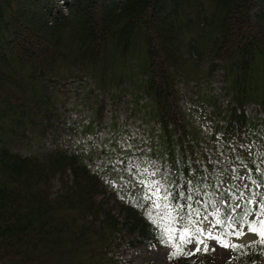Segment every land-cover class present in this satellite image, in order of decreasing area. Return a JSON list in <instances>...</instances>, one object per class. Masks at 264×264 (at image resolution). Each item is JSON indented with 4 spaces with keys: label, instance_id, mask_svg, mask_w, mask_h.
<instances>
[{
    "label": "trees",
    "instance_id": "16d2710c",
    "mask_svg": "<svg viewBox=\"0 0 264 264\" xmlns=\"http://www.w3.org/2000/svg\"><path fill=\"white\" fill-rule=\"evenodd\" d=\"M62 1L64 15L54 0H0V264H131L129 250L168 248L145 215L143 186H118L133 176L123 171L131 162L167 170L181 158L202 161L212 195L200 196L193 224L212 212L210 199L264 170V0ZM27 15L45 17L46 33L25 32ZM166 35L174 46H157ZM75 82L95 106L84 120L79 111L64 120L76 107ZM105 92L147 110L150 137L139 154L118 146L115 121L104 122ZM79 120L83 134L111 133L101 166L94 150L68 146ZM244 246L221 264H264V246ZM198 259L175 264H220L211 249Z\"/></svg>",
    "mask_w": 264,
    "mask_h": 264
},
{
    "label": "snow or ice",
    "instance_id": "6c2138e0",
    "mask_svg": "<svg viewBox=\"0 0 264 264\" xmlns=\"http://www.w3.org/2000/svg\"><path fill=\"white\" fill-rule=\"evenodd\" d=\"M202 169V161H192L190 158L174 161L167 170L154 160L142 164L133 162L129 168L123 169L124 172L133 173L137 181L134 187L143 186L141 199L151 201L145 215L156 229L154 235L159 244L171 249L168 258L171 260L178 256L191 255L197 250L209 251V241H215V244L230 248L235 253L237 249L245 246L231 237L243 235L245 226L247 231L257 235L256 240L248 242L249 245L254 249L257 245L264 246V170L254 169L258 179L249 177L245 187L237 186L235 191L232 187L225 188L223 197L207 202L212 212H205L204 219L207 220L208 215H213L214 223L218 227H212L210 221L209 230L205 231L199 226V221L193 224L191 219L201 214L200 196L212 195L206 191L209 176ZM187 171L193 173L192 179L185 175ZM120 180L124 182L125 188L131 183V180L123 175L120 176ZM230 181L235 185V178H230ZM106 182L109 181L106 179ZM110 183L117 187L116 180ZM219 186L220 181L216 180L214 187L218 189ZM230 199L237 203L228 204ZM185 219L189 226H184ZM193 242L196 248L187 250L185 246ZM261 251H264V248ZM233 258L230 256L229 260Z\"/></svg>",
    "mask_w": 264,
    "mask_h": 264
},
{
    "label": "rangeland",
    "instance_id": "374dc122",
    "mask_svg": "<svg viewBox=\"0 0 264 264\" xmlns=\"http://www.w3.org/2000/svg\"><path fill=\"white\" fill-rule=\"evenodd\" d=\"M54 1L56 2V4L59 5L58 8L60 11L63 12V15L67 13L66 8L64 9L66 5L64 6L62 0H54ZM92 16H94V20H95L94 24H97L96 26L100 28L102 21L99 22V18L95 15V13H92ZM100 16H102V14ZM25 19L27 25L26 26L24 25L25 27L23 26V28L25 32H27L28 34H29L28 32L29 28H31V30L36 29L37 31H41V33L43 30L45 31L44 24L45 21H48L45 17H41L37 19L27 15ZM154 21L157 24L159 22L157 19ZM46 36L47 35H44L45 39L47 38ZM169 41H170V36L166 35L161 39H158V41H156L155 43L157 46L162 45L163 47L165 46V48L168 47L167 46L168 43L174 46V43H171V41L170 42ZM36 43H34V45H38ZM105 47L106 49H108L107 44ZM180 47H182V45ZM68 51L69 49L66 52V56L69 55ZM108 51L110 50L103 51L102 52L103 55L107 54ZM77 87H78V83L75 82L73 83V85L70 86V89L73 91ZM72 93H73V100L76 103V107L74 106L75 108L69 109L67 111L66 118H64V120H69L70 117H73L74 121L77 120V113H75V111H79L80 113H82V120H84L87 118V115L91 113V111L88 110V108L91 109L95 106L93 104L94 101L88 99L87 96L86 98L88 100L84 99L81 93L76 94L74 91ZM185 97L186 100L189 102L190 97L188 96ZM102 99L98 98V101L104 107L103 108L104 122L107 124H111V121H115V127L117 130V134H116L117 145L125 146V148L127 149H133L136 154H139L141 152V149L144 147L146 141L150 137V130L147 128L149 124H147L144 118V116L145 117L147 116V110L145 109L144 111V108L141 105V103H139L136 110H134L133 104L128 102L121 103L122 102L121 100H112L109 94H107V92H105ZM195 104L196 103L194 102H190L187 104L186 107L189 110H192L190 112L191 115L197 118V116H200V111L195 107H191V105L194 106ZM81 124L82 122L79 120L77 122V125L75 123V126L77 127L71 128L69 133L68 128H70V126L68 125V123H66V126H63V129L61 130V135L66 136L69 133L68 146L73 150L82 149V148L83 149L89 148L94 150L96 157V164L98 166H101L103 161H107L106 155L102 153V146H103L102 144L104 143L107 134L110 135L111 133H108L106 129H100V130L94 129L92 132L86 135L83 134L78 129V126ZM51 131H57V128L55 126H52ZM112 136L114 135L112 134ZM129 145L131 147H127ZM131 164L133 163L131 162ZM238 174L241 175L240 172ZM131 179L132 181L127 185L125 191H129L131 187H134L133 185L137 183L134 175L129 180ZM123 183L124 182L121 181L118 186L124 188ZM210 221L212 222V227H218L214 223V220L211 219L201 221L199 226L202 227L205 231H208ZM231 239L239 244L245 245L248 244V242L251 240H256L257 235L254 232L247 231L245 226L243 235L239 237H231ZM177 243H179L178 239H177ZM208 243H209V248L214 253V256H216L219 259V263L221 264L225 262L228 258V251L230 248H223L222 246L215 244V241H209ZM213 245H215L214 248ZM185 247L187 250H191L193 248H196V244L193 242L187 244ZM202 247L203 245H201V248ZM170 250H171L170 248H161L157 245H150L148 247H138L136 249L129 250L128 253H126V257L131 260V264H175L177 257L171 260L168 258V252ZM200 251L201 250L194 251L191 253V255H187L186 257H188L189 261L196 260L195 263H198L200 262V259H198V254Z\"/></svg>",
    "mask_w": 264,
    "mask_h": 264
}]
</instances>
